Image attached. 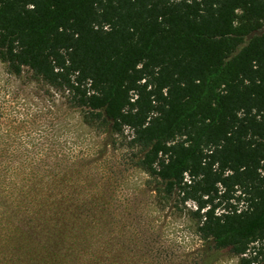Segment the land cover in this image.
Listing matches in <instances>:
<instances>
[{
	"label": "trees",
	"instance_id": "1",
	"mask_svg": "<svg viewBox=\"0 0 264 264\" xmlns=\"http://www.w3.org/2000/svg\"><path fill=\"white\" fill-rule=\"evenodd\" d=\"M263 28L264 0H0V62L85 124L130 131L138 167L193 203L202 240L264 264ZM57 214L30 228L42 236L22 264H63Z\"/></svg>",
	"mask_w": 264,
	"mask_h": 264
},
{
	"label": "rangeland",
	"instance_id": "2",
	"mask_svg": "<svg viewBox=\"0 0 264 264\" xmlns=\"http://www.w3.org/2000/svg\"><path fill=\"white\" fill-rule=\"evenodd\" d=\"M83 112L0 62V264L34 256L42 235L28 231L55 212L63 264L91 255L101 264H238L199 237L193 203L168 197L138 167L130 131L89 126Z\"/></svg>",
	"mask_w": 264,
	"mask_h": 264
}]
</instances>
